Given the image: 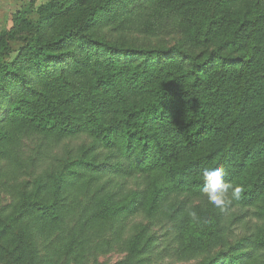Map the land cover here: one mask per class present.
I'll list each match as a JSON object with an SVG mask.
<instances>
[{
    "label": "trees",
    "instance_id": "trees-1",
    "mask_svg": "<svg viewBox=\"0 0 264 264\" xmlns=\"http://www.w3.org/2000/svg\"><path fill=\"white\" fill-rule=\"evenodd\" d=\"M26 14L0 32V264L117 246L114 264H264V0H48ZM217 165L243 189L223 212L200 191Z\"/></svg>",
    "mask_w": 264,
    "mask_h": 264
},
{
    "label": "rangeland",
    "instance_id": "rangeland-1",
    "mask_svg": "<svg viewBox=\"0 0 264 264\" xmlns=\"http://www.w3.org/2000/svg\"><path fill=\"white\" fill-rule=\"evenodd\" d=\"M48 0H0V32L8 31L14 26V19L18 13L27 12L26 15H29L30 12L46 3ZM174 37H162L161 39H154L149 42L143 40H138L133 38V43L137 45H146V46H158L160 44L170 45L173 42ZM37 140L35 138L24 140L22 143V151L25 155L30 154L31 150L35 148ZM3 197V201H6V197ZM195 201L193 203H197ZM132 225H144V219L135 218L132 220ZM156 229H153L155 231ZM234 236V239H239L240 237L246 235L244 228L231 227V233ZM128 235V234H127ZM126 235V236H127ZM125 256V253H122L118 246L110 252H105L102 254H94V256L88 257L82 264H114L121 260ZM169 257V256H168ZM170 259L166 260L169 262ZM188 264H193L192 262Z\"/></svg>",
    "mask_w": 264,
    "mask_h": 264
},
{
    "label": "clouds",
    "instance_id": "clouds-1",
    "mask_svg": "<svg viewBox=\"0 0 264 264\" xmlns=\"http://www.w3.org/2000/svg\"><path fill=\"white\" fill-rule=\"evenodd\" d=\"M228 175V171L220 165L205 166L201 169L203 183L200 191L207 201L221 212L232 201H239L243 193L241 186L228 181ZM189 214L193 219H198L195 211H191Z\"/></svg>",
    "mask_w": 264,
    "mask_h": 264
}]
</instances>
